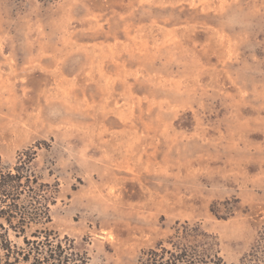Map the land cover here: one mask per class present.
<instances>
[{
	"label": "rangeland",
	"instance_id": "obj_1",
	"mask_svg": "<svg viewBox=\"0 0 264 264\" xmlns=\"http://www.w3.org/2000/svg\"><path fill=\"white\" fill-rule=\"evenodd\" d=\"M26 150L88 264L184 222L264 264V0H0L1 165Z\"/></svg>",
	"mask_w": 264,
	"mask_h": 264
},
{
	"label": "trees",
	"instance_id": "obj_2",
	"mask_svg": "<svg viewBox=\"0 0 264 264\" xmlns=\"http://www.w3.org/2000/svg\"><path fill=\"white\" fill-rule=\"evenodd\" d=\"M35 157L30 150L21 152L12 167H3L0 160V264H88L83 244L61 238L51 227L57 188L34 173ZM140 264L227 263L217 236L184 222Z\"/></svg>",
	"mask_w": 264,
	"mask_h": 264
}]
</instances>
